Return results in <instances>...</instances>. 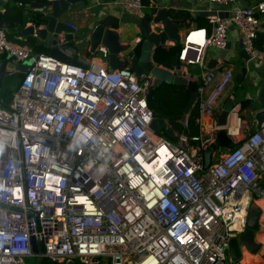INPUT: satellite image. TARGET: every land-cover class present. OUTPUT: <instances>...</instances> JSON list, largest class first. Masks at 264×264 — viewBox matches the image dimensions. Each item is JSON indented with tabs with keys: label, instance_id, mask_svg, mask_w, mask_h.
<instances>
[{
	"label": "built area",
	"instance_id": "2783aa9c",
	"mask_svg": "<svg viewBox=\"0 0 264 264\" xmlns=\"http://www.w3.org/2000/svg\"><path fill=\"white\" fill-rule=\"evenodd\" d=\"M93 1L86 10L92 16ZM192 1L215 15L206 17L209 26L191 24L181 36V74L197 80L199 133L188 136V116L182 132L165 121L163 131H172L176 142L151 128L154 79L134 73L136 42L122 41L128 48L111 69L101 45L98 57L79 56L59 33L54 46L69 58L63 61L34 53L0 28V54L27 64L8 106L0 105V264H27L33 257L36 264H256L257 253L264 255L262 245L256 253L241 246L238 261L224 259L229 239L245 231L250 208H262L264 226V122L250 131L236 114L238 126L231 130V111L219 125L215 112L235 72L206 68L208 52L225 48L230 28L239 32L249 61L264 63L255 45L264 0L245 6V0ZM116 3L136 20L149 16L151 32L163 30L151 13L154 1ZM16 5L25 26L33 25V12L44 13L43 7ZM66 24L75 35L79 26ZM190 65L206 69L192 75ZM224 99L234 100L232 94ZM219 129L231 148L203 172L204 151Z\"/></svg>",
	"mask_w": 264,
	"mask_h": 264
},
{
	"label": "water",
	"instance_id": "95a60500",
	"mask_svg": "<svg viewBox=\"0 0 264 264\" xmlns=\"http://www.w3.org/2000/svg\"><path fill=\"white\" fill-rule=\"evenodd\" d=\"M91 0H37L35 3L30 4L35 7H48V11L42 14L44 20V27L34 29L32 24L25 26L21 29L20 34L22 36H38L45 41V45L49 48V54L60 60L67 61L69 58L62 53L58 48L54 46L56 37L59 33H64L67 42H71L73 39L78 38L74 36V31L66 24L63 16L70 11H77L83 9L88 5ZM207 17L209 15H215V12L204 11L200 13ZM218 16L226 17V12H219ZM156 23L161 22L163 26L160 34H155L150 31V26L144 20L137 22V27L143 35V41L140 47V54L134 67L135 75H140L142 72L148 73L153 77L154 82L149 90L148 98H150L153 89L161 83L183 85L190 92V98L187 103L181 108L182 115L179 119L181 126H184L186 117L194 107L196 100V78L188 79L181 74L180 65H176L175 72L169 69L163 68L151 62L153 55V49L156 45H166L167 42H172V45H180L181 34L178 32L177 26L173 24L166 15V8L159 9L154 17ZM11 24L5 23L2 20L0 12V28H8ZM264 28V23L262 24ZM105 47L109 52V65L111 69H115L120 64L116 63V55L120 51H124L128 48V45H123L119 40V33L117 30H111L102 24H97L93 27L89 36V50L94 53L98 46ZM238 50L235 54L243 61L249 62V56L246 53L241 40L239 41ZM231 50V45L228 42L225 48L218 51L217 58H210L206 64L207 69H212L218 66V64L227 61L226 56ZM233 55L236 57V55ZM75 59V56L72 60ZM234 59V58H233ZM232 60V58H230ZM27 69L26 63H13L7 57L0 60V91L5 78L11 73H21ZM223 65H219L218 70L221 71ZM244 64L238 66L237 74L234 77L235 81H239L243 78ZM259 105L262 106L259 110L253 113L256 126L254 131L259 130L264 122V87L258 95ZM235 101L233 99H227L222 106L221 111L215 112L217 116V122L219 125H224L227 122L228 115L233 111ZM151 128L155 133L159 132V120L156 113L151 124ZM231 145V139L226 135L225 129H219L216 132L215 140L204 151V168H207L211 162V154L213 150L218 147H229ZM262 215V208L254 206L250 208L248 214V221L246 229L243 233L229 239L227 247L224 249V259L226 263L236 262L241 256V246H244L248 252L256 253L260 249V244L255 240V233L260 230V221ZM36 251V249H34ZM107 264H110L108 261Z\"/></svg>",
	"mask_w": 264,
	"mask_h": 264
},
{
	"label": "trees",
	"instance_id": "16d2710c",
	"mask_svg": "<svg viewBox=\"0 0 264 264\" xmlns=\"http://www.w3.org/2000/svg\"><path fill=\"white\" fill-rule=\"evenodd\" d=\"M147 2V0H144ZM5 10L1 12L2 20L5 23L11 24L10 27L5 28L6 30L11 29L14 30L13 34L8 33V37L10 39H16L18 42L28 44L34 53H49V48L46 47L45 41L42 40L38 36H22L20 31L22 28L25 27L26 23L28 22L27 17L22 14L21 8H18L14 5H5ZM157 10L152 9L151 13L156 12ZM167 18L177 26V29L180 30L183 27H187L191 24H194L197 27H205L209 26L208 19L197 13L196 15L192 16L187 10L184 9H176L168 7L166 9ZM42 14L34 13L30 21L36 27L44 24V20L42 19ZM150 17L148 16L145 20L149 21ZM99 24H102L108 28H118V21L115 17L111 15H107L103 18L98 20ZM138 35H140V39L135 45V54H136V62L138 60L140 54V47L143 41V35L140 31H138ZM71 45L73 42H69ZM255 45L258 49L264 51V30H261L257 34V38L255 40ZM182 48V45H156L153 49L152 59L156 65L162 66L167 69H173L176 65H179V53ZM90 54V53H88ZM6 56L4 54H0V60L4 59ZM191 73V72H190ZM19 74H22L19 73ZM193 74V73H191ZM12 83L15 84V78L6 77L1 94H0V105L3 107H7L10 101V97H5L3 92L7 89ZM17 84H15L16 86ZM190 98V92L183 85H176V84H167L161 83L156 86L152 94L148 100L149 106L152 108L153 112L157 114L159 120V129L162 131V134L174 142H176V138L172 135V131L167 130L163 131L164 122L167 121L171 125V129L173 131L182 132L185 131L183 126L180 125L179 119L182 115L181 108L187 103ZM247 99L241 100V106L243 107L246 105ZM197 115L196 107L194 106L188 115V129L187 134L189 137L197 136L198 126L195 123V117ZM215 159L213 155H211V162L214 163ZM207 168H203V172L206 171ZM264 205V201H260L259 205ZM264 223V217L262 219ZM255 240L262 245V250L264 251V233L262 231H257L255 233ZM249 256V254H248ZM256 264H264V255L257 253L256 255ZM38 264H41L38 263Z\"/></svg>",
	"mask_w": 264,
	"mask_h": 264
},
{
	"label": "crops",
	"instance_id": "0c3cea01",
	"mask_svg": "<svg viewBox=\"0 0 264 264\" xmlns=\"http://www.w3.org/2000/svg\"><path fill=\"white\" fill-rule=\"evenodd\" d=\"M18 1L24 2L26 5H30V4L35 3L37 0H0V8L4 7L7 4L8 5H14V6L18 7L16 5V3ZM97 1H99L98 4H97ZM118 1L119 0H94L92 2V5H94V8L92 9V11L94 12L93 16L90 15L88 13V11H86V10H88L87 6H85V8H83L81 10L70 11L63 16L64 21L71 22V23L77 24L79 26L77 33L74 35V36H77L78 38L72 40V42H73L72 45L74 47H76V49H77L76 44H78V46H79L78 47L79 50L77 49V54L79 56L90 57L88 54V53H91L89 51V42L86 41L85 39L88 38L93 27L95 25L99 24L98 20L100 18L107 16V15H111V16L115 17L118 21V28H110V29L111 30H117V32L119 33V40L120 41H126V40L121 38L120 26L121 27L129 26L131 21H137V20L132 18V17L130 18V16L125 14L122 7L118 3H116ZM151 1H154L157 4V7H155V10H157V11L159 9H162V8L167 9L168 7H170V8H176V9H184L187 11L190 9H193V10L197 11L196 12V14H197V13L204 12L205 10H203V8H207V6L206 5L204 6L203 4H201V2L192 1V0H151ZM257 1H259V0H245L241 4L244 6L245 5H253ZM147 2H148V0H147ZM147 2H145V3H147ZM30 6H32V5H30ZM48 10H49L48 7H45L44 13L47 12ZM33 13H35V12H33ZM196 14L193 13L191 15L194 16ZM185 28L186 27L181 28L180 30H178V32L182 35L184 33ZM262 30H264V28ZM228 36H229V43L231 45V50L228 52V54L226 56L227 61H225L224 63L220 62L218 64V66L223 65L224 67H231V68H233L235 75H236L237 74L236 70L238 69V66L241 64H244L243 78L240 79L239 81H236V82H239L240 92L243 93L244 96L240 97L239 100L235 101L236 96L234 94V92H235L234 89L236 88L235 87L236 85H235V82L233 80L231 85L222 94V97L219 100V106L217 108H220V106H223V104L225 103L224 98H226L227 95L232 94L234 101H235V105L233 107V112L230 114V116L232 114H235V115L237 114V116H240L242 118V120L245 122V126L250 131H254V128L256 126V121H255L253 113L255 111L259 110L260 108H262V106L259 105V102H258L259 101L258 95L261 92V89L264 87V63H258L256 61L245 62L241 59H238L236 63L230 62L229 61L230 58H232V59L236 58L233 55L235 54L236 50H238L237 47H238V44L240 41V34L236 29L230 28L228 30ZM134 38H138V37H134ZM170 43H172V42H170ZM78 51L82 52V54H80ZM217 57H218V51H215V50L209 51V54L207 55L208 60L210 58H217ZM208 60H207V62H208ZM205 69L206 68H204V67L200 68L196 65H190L189 72L193 73L192 75H197L201 71H204ZM242 99H247V103L244 107H243V105L241 106V100ZM230 116H229V119H230ZM230 148L231 147L217 148L218 157H219V152H225ZM261 229L263 230L264 228H261Z\"/></svg>",
	"mask_w": 264,
	"mask_h": 264
},
{
	"label": "rangeland",
	"instance_id": "374dc122",
	"mask_svg": "<svg viewBox=\"0 0 264 264\" xmlns=\"http://www.w3.org/2000/svg\"><path fill=\"white\" fill-rule=\"evenodd\" d=\"M120 31H121V34H120L121 38L126 40V41H128L131 44H134L138 40V38H134V37H139V39H140V35H138L139 29L137 27V21H131L129 26H123V27L120 26ZM7 32L8 33L10 32V33L13 34L14 30L8 29ZM13 40L17 41L16 39H13ZM168 44H172V43H168ZM76 45H77V49H78L79 46H78V44H76ZM75 49H76V47H75ZM78 52L80 54H82V52H80V51H78ZM89 56H90V58H96V57L99 56V51L94 52V53H90ZM238 59H240V58L236 56V58H234L232 60H229V61L233 62V63H236ZM13 78H15V77H13ZM20 80L21 79H19V77L15 78V84L18 85ZM234 82H235V85H236L235 86L236 88L234 89V91H235L234 94L236 96L235 101H237V100H239L240 97H243L244 94L240 92L239 82H236L235 80H234ZM15 84L12 83L7 89L4 90L3 95L5 97H10L11 98V96H12V94L15 91V88L17 86V85L15 86ZM216 154H217V149L212 152L213 158L215 160L218 159V156ZM245 256H248V254H246ZM25 261H26L27 264H36L39 260L37 258L33 257V258H26Z\"/></svg>",
	"mask_w": 264,
	"mask_h": 264
},
{
	"label": "bare ground",
	"instance_id": "6f19581e",
	"mask_svg": "<svg viewBox=\"0 0 264 264\" xmlns=\"http://www.w3.org/2000/svg\"><path fill=\"white\" fill-rule=\"evenodd\" d=\"M229 125L231 126V130H235L236 126H238V121H237V117L235 116V114H232L230 116ZM262 228H264V226ZM262 232L264 233V229L262 230ZM245 254H249V253L246 252Z\"/></svg>",
	"mask_w": 264,
	"mask_h": 264
},
{
	"label": "flooded vegetation",
	"instance_id": "af4514ba",
	"mask_svg": "<svg viewBox=\"0 0 264 264\" xmlns=\"http://www.w3.org/2000/svg\"><path fill=\"white\" fill-rule=\"evenodd\" d=\"M3 60V59H2ZM9 77H11V78H13V77H15V78H17V77H19V79H21L22 78V74H19L18 72H16V73H11V74H9L8 75ZM7 76V77H8ZM3 86V85H2ZM2 90V89H1ZM0 94H1V91H0Z\"/></svg>",
	"mask_w": 264,
	"mask_h": 264
},
{
	"label": "clouds",
	"instance_id": "9594fccd",
	"mask_svg": "<svg viewBox=\"0 0 264 264\" xmlns=\"http://www.w3.org/2000/svg\"><path fill=\"white\" fill-rule=\"evenodd\" d=\"M137 21H140V20H137ZM144 21H145V20H144ZM145 22H146V21H145ZM161 32H162V31H161ZM159 34H160V33H159ZM181 36H182V35H181ZM180 40H181V39H180ZM138 41H139V37H138V40L136 41V44H137ZM120 43L123 44V45H126V44L122 43V41H120ZM167 43H168V42H167ZM169 43H170V42H169ZM97 48H98V47H97ZM89 51H90V50H89ZM97 51H98V49H96L95 52H97ZM166 69H167V68H166ZM169 70H170V69H169ZM218 148H219V147H218ZM216 149H217V148H216ZM216 149H215V150H216ZM213 151H214V150H213ZM211 155H212V154H211ZM216 155L218 156V154H216ZM203 159H204V156H203ZM216 160H217V159H216ZM216 160H215V161H216ZM209 166H210V165H209ZM209 166H208V167H209Z\"/></svg>",
	"mask_w": 264,
	"mask_h": 264
}]
</instances>
